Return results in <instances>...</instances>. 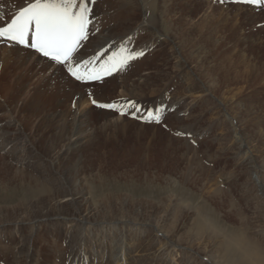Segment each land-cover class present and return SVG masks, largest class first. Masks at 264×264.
I'll list each match as a JSON object with an SVG mask.
<instances>
[{
    "label": "rangeland",
    "instance_id": "1",
    "mask_svg": "<svg viewBox=\"0 0 264 264\" xmlns=\"http://www.w3.org/2000/svg\"><path fill=\"white\" fill-rule=\"evenodd\" d=\"M90 1L98 24L77 50L91 39L109 52L89 67L99 68L110 53L133 57L110 79L86 87L89 82L76 80L64 65L58 68L64 82L52 79L26 51H12L3 66L0 46V222L29 221L47 210L50 218L39 229L35 219L19 228L32 238L31 264H68L78 246L69 239L113 247L109 236L105 240L85 224L81 231L70 223L105 218L113 225L118 213L149 225L139 241L133 240L134 226L122 230L125 249L136 254L127 256L129 263L139 255L159 264L151 259L159 245L155 230L164 235L162 243L172 239L183 248L174 264H241L225 245L218 247L236 241L243 254L255 253L264 262V9L242 0ZM8 2L17 6L24 0H0V6ZM7 17L3 13L0 23ZM182 95L190 103L188 117L166 110L168 101ZM97 99L108 102L93 103ZM116 102L131 109L116 114L109 110L117 105L100 107ZM15 131L20 135L7 145L3 137ZM73 132L78 140L66 145ZM14 143L26 144L24 150ZM23 158L26 164L17 161ZM61 175L66 185L50 181ZM199 225L207 228L200 233ZM11 237L0 231V264L26 258ZM93 245L92 253L103 256ZM106 251L110 256L111 249Z\"/></svg>",
    "mask_w": 264,
    "mask_h": 264
},
{
    "label": "bare ground",
    "instance_id": "2",
    "mask_svg": "<svg viewBox=\"0 0 264 264\" xmlns=\"http://www.w3.org/2000/svg\"><path fill=\"white\" fill-rule=\"evenodd\" d=\"M13 1V0H12ZM137 1V0H136ZM243 1V0H242ZM3 2V1H2ZM10 2V1H9ZM4 3V4H2V6H0V17L3 15V13H7V15H8V17H7V19H6V21L4 22V23H7V22H9L10 20H11V18L21 9V8H23V7H26L29 3H32V2H34V0H29V1H27L26 2V0H24V2L22 3H20L19 5H17V6H15L16 4H14V3ZM79 2H80V0H77V4H79ZM131 2V1H130ZM144 2V1H143ZM245 4L244 5H246L247 7H254V6H252V4L251 3H249L248 2V0H245V1H243ZM16 3V2H15ZM84 3H85V5H86V7H87V9H88V7H89V5H90V3H91V1L90 0H84ZM162 3V2H161ZM1 4V3H0ZM137 4V3H136ZM133 5V4H132ZM158 5H159V3H158ZM243 5V6H244ZM143 6V5H142ZM164 6V5H163ZM263 9H264V7L263 6H261ZM109 9V8H108ZM260 10V9H259ZM141 11V10H140ZM159 11H160V9H159ZM134 12H136V11H134ZM96 13H97V11H96V9L92 6V9L89 11V14H87V16L89 15V17H88V21H89V23H88V27H87V29H86V33H85V35H87L88 33H89V31L91 30V31H93L92 29H95L96 30V27H95V25H97L95 22H94V17H96ZM138 13V12H137ZM5 15V14H4ZM133 15V14H132ZM159 15V14H158ZM6 17V16H5ZM141 17V16H140ZM164 17V16H163ZM99 18V17H98ZM161 18V17H160ZM168 18V17H167ZM2 19H3V17H2ZM101 19V18H100ZM100 19H98L99 21H100ZM124 19H127V18H125L124 17ZM145 19V18H144ZM171 19V18H170ZM166 21H167V19H165ZM189 20V19H188ZM133 21V20H132ZM137 21V20H136ZM125 22V21H124ZM4 23H0V26H3V24ZM130 23H131V21H130ZM141 24H143V23H141ZM152 23H150V25H151ZM99 25H100V22H99ZM146 25H148V23L146 24ZM165 25V24H164ZM133 26V25H132ZM135 26V25H134ZM143 26H145V25H143ZM153 26V25H152ZM151 26V27H152ZM168 27H169V25H167ZM95 27V28H94ZM137 27V26H136ZM135 27V28H136ZM140 27V26H139ZM146 27V26H145ZM125 28V27H124ZM134 28V27H133ZM148 28V27H147ZM97 29H99V28H97ZM151 29V28H150ZM134 30V29H133ZM132 30V31H133ZM169 31H170V28L168 29ZM126 31V30H125ZM163 31V30H162ZM156 32V31H155ZM96 33H97V31H96ZM124 33V32H123ZM156 33H158V32H156ZM149 35V34H148ZM147 35V36H148ZM97 36V35H96ZM103 36V35H102ZM151 36V35H150ZM157 36H158V34H157ZM167 36V35H166ZM169 37V36H168ZM92 38V37H91ZM173 38V37H172ZM90 39V38H89ZM96 41H97V39H95ZM101 40V39H100ZM107 40V39H106ZM174 40H176V39H174ZM82 39L79 41V43H78V46L79 45H81L82 44ZM95 41V42H96ZM150 41V40H149ZM154 41V40H153ZM143 42V41H142ZM148 42V41H147ZM103 43V42H102ZM169 43H171V42H169ZM106 44H108V43H106ZM169 45V44H168ZM177 45V44H176ZM0 46H2L1 48H3V50H5V55H4V64H3V66H5L6 64H9V60H11V58L13 57V55L11 54V52L12 51H15V52H19V51H26L28 54H30V55H32L37 61H41L42 63H43V69H44V72H45V75H48V76H50L52 79H60L61 81H63L64 82V80H63V78H62V76L60 77V73H58V68L59 67H61L62 65H60V64H57L56 62H54V61H51L50 59H48V58H46V57H43V56H41V55H39V54H37L35 51H33V50H31L29 47V49H26L25 47H22V46H19L18 44H16V43H12V42H8V41H4V40H0ZM78 46H77V48H78ZM106 46V45H105ZM172 46V45H171ZM87 48V49H85L86 51H85V53L83 52V53H81L80 52V50L82 49V48ZM173 47H175L174 45H173ZM173 47H172V49H173ZM180 47V46H179ZM81 48V47H80ZM79 48V49H80ZM80 50L78 49L77 51H76V53H74V62H76V63H81V64H83V62L84 61H92V62H95V61H98V60H100L99 58H103V57H106L107 56V53L109 52V49H107L106 47H104L103 46V44L102 45H100L99 43H94V44H92V41H91V39L89 40V43L88 44H84L83 45V47H82ZM153 48V47H152ZM159 49H160V47H159ZM83 50V49H82ZM139 50V49H138ZM169 50H170V48H169ZM193 50V49H192ZM195 50V49H194ZM151 52V51H150ZM178 52V51H177ZM176 52V53H177ZM195 52V51H194ZM198 52V51H197ZM156 53H157V51H156ZM20 55V54H19ZM110 55H112V53H110ZM109 55V56H110ZM170 57V56H169ZM175 57H176V54H175ZM27 58V57H26ZM32 58V57H31ZM33 58V59H34ZM173 58V57H172ZM176 59V58H175ZM180 60H182V59H180ZM179 60V61H180ZM101 61V60H100ZM176 61V60H175ZM96 63V62H95ZM180 63H181V61H180ZM186 63V62H185ZM192 63V62H191ZM178 64H179V62H178ZM184 64V63H183ZM181 66H182V64H181ZM64 67L66 68V66L64 65ZM175 67V66H174ZM173 67V68H174ZM179 67V66H178ZM184 67V66H183ZM176 68V67H175ZM174 68V69H175ZM180 68V67H179ZM41 69V68H40ZM67 69V68H66ZM172 69V68H171ZM188 69V68H187ZM186 70V69H185ZM42 71V70H41ZM159 71H161V70H159ZM173 71V70H172ZM112 72V71H111ZM110 72V73H111ZM175 72V71H174ZM110 73H108V76H106L105 77V79H110L111 77H112V75H110L109 76V74ZM163 73V72H162ZM173 73V72H172ZM177 73V72H176ZM181 73V72H180ZM62 74V73H61ZM170 75V74H169ZM206 75H207V73H206ZM162 76V75H161ZM163 76H164V74H163ZM203 76H205V75H203ZM192 77V76H191ZM207 77H208V75H207ZM163 78V77H162ZM167 78V77H166ZM168 78H170L169 76H168ZM105 79H103V80H105ZM141 79V78H140ZM167 80V79H166ZM194 80V79H193ZM201 80V79H200ZM204 80V79H203ZM206 80H208V79H206ZM69 81V80H68ZM88 81V80H87ZM143 81V80H142ZM147 81V80H146ZM160 81V80H159ZM159 81H158V83H159ZM205 81V80H204ZM102 82V79L100 80V81H96V82H89L88 84H87V86L86 87H90V86H94V85H96V84H99V83H101ZM140 82V81H139ZM57 83V82H56ZM160 83H161V81H160ZM164 83V82H163ZM150 84V83H149ZM149 84H147V85H149ZM78 85V84H77ZM146 85V84H145ZM156 85V84H155ZM162 85V84H161ZM205 85V84H204ZM138 86H139V84H138ZM137 86V87H138ZM202 86V85H201ZM142 87V86H141ZM152 87V86H151ZM203 87V86H202ZM209 87V86H208ZM200 89H201V87H199ZM198 88V89H199ZM82 89V88H81ZM149 89H151V88H149ZM155 89V88H154ZM159 89V88H158ZM208 89V88H207ZM66 90V89H65ZM152 90V89H151ZM138 91V90H137ZM142 91V90H141ZM153 91V90H152ZM155 91V90H154ZM44 92V91H43ZM148 92H149V90H148ZM157 92V91H156ZM155 92V93H156ZM144 93V92H143ZM152 93V92H151ZM150 93V94H151ZM65 94V93H64ZM145 94H147L146 93V91H145ZM153 94V93H152ZM151 94V95H152ZM179 94V93H178ZM186 94H187V92H186ZM83 95V94H82ZM143 95V94H142ZM141 95V96H142ZM155 95V94H154ZM211 95V94H210ZM134 96H136V95H134ZM30 97V96H29ZM94 97V96H93ZM205 97H206V95H205ZM51 98H52V96H51ZM49 99V98H48ZM162 99V98H161ZM160 99V100H161ZM44 100V99H43ZM96 102L97 101H101L102 103H106V102H108V101H103V100H95ZM159 102V101H158ZM157 103V101H155V104ZM115 104V106L117 105V109H111V110H109V111H113L114 113H116V114H120V112L121 111H125L127 108L129 109L130 107H129V105H127V102H116V103H114ZM40 105V104H39ZM82 105H83V102H82ZM104 105H107V104H104ZM136 105V104H135ZM160 106V105H159ZM159 106H157L156 105V107H159ZM83 107H84V105H83ZM189 108H190V103L186 100V96H184V95H182V97H179V98H174V99H172L171 101H168V106L166 107V110L168 111V110H177V109H179V113H181L182 114V112H183V115H186V117H188V110H189ZM131 109V108H130ZM81 110H83V109H81ZM103 110V109H102ZM81 112V111H80ZM83 113V112H82ZM158 114V113H157ZM107 116H108V118L107 117H105V119L106 120H108V121H110L111 119V117H109V116H113L112 115V113H107L106 114ZM80 116V115H79ZM114 120V119H113ZM119 120V119H118ZM114 121H117V120H114ZM116 123V122H115ZM13 124V123H12ZM233 124V123H232ZM17 127V126H16ZM63 129V128H62ZM187 130L186 131H188V128H186ZM236 129V128H235ZM205 130V129H204ZM70 131V130H69ZM185 131V132H186ZM72 132V131H71ZM18 132L17 131H15V132H13V134L12 133H9V132H7V134H10V136H5V137H3V140H6L5 142H6V144L8 145V143L9 142H12V140H14L15 139V137L16 138H18V136L20 135H16ZM72 135L74 136L73 137V139H71L70 137V139H71V141H70V139L69 140H67V142H66V145H68L69 143H71L72 145L75 143V140L77 139L78 140V136H77V134L76 133H72ZM81 135V134H80ZM83 135V134H82ZM15 136V137H14ZM65 137H67L66 135H65ZM236 138V137H235ZM70 141V142H69ZM3 142V141H2ZM1 142V143H2ZM65 142V141H64ZM78 143H80L79 141H78ZM78 143H77V145H78ZM10 144H12V143H10ZM17 144V143H16ZM19 144L20 145H22V144H24L23 142H22V137H21V140L19 141ZM19 144H17V146L18 147H16V145H15V143L13 144V145H15L14 147H16V148H18V150H19V152L20 151H22V150H24V146L26 145H23V146H21V147H19L20 145ZM63 144V143H62ZM62 144H60L61 146H63ZM244 145V144H243ZM6 145H4V147H5ZM74 146V145H73ZM8 147V146H7ZM6 147V148H7ZM11 147V146H10ZM13 147V146H12ZM64 147V146H63ZM241 147V146H240ZM238 148V147H237ZM243 148V147H242ZM241 148V149H242ZM245 148V147H244ZM8 149H10V148H8ZM13 150H14V148H13ZM61 150V149H60ZM238 151H239V149H237ZM247 150V149H246ZM9 151H11V150H9ZM237 151V152H238ZM243 151V150H242ZM248 151V150H247ZM236 152V153H237ZM246 152V151H245ZM235 153V152H234ZM247 153V152H246ZM248 154V153H247ZM246 154V155H247ZM20 155H22V154H20ZM16 156H18V155H16ZM17 161H19L21 164L23 163H25L26 164V160L23 158V159H17ZM30 163V161L28 162V164ZM51 174V173H50ZM51 176V175H50ZM49 176V177H50ZM53 176V175H52ZM55 176V175H54ZM57 177V176H56ZM53 178L52 177V179L50 180V181H58V182H60V183H62V184H67V181H66V178L65 177H63L62 175L60 176V178L59 179H57V178ZM47 178V177H46ZM57 185H58V183H57ZM257 192V191H256ZM255 192V193H256ZM48 195V194H47ZM69 195V194H68ZM68 195L66 196V198L63 200V201H66V200H68L67 199V197H68ZM262 195V194H261ZM69 200H71V199H69ZM72 200H73V202L75 201V196L73 195V198H72ZM45 204V203H44ZM57 205H58V207H61V205H63V206H65V204L63 203H60V202H57ZM46 206V205H45ZM119 207V206H118ZM183 207H180V209H182ZM181 210H179V212H180ZM46 212H47V210L46 211H41L40 212V214L39 215H36L35 217H33L31 220H29V221H25V220H21V219H19V220H12V221H6V222H0V225H2L3 223H7L6 224V226H4V227H1L0 228V231H2V230H6V231H8V232H10L11 233V238H16L17 239V247H18V253L21 255H23V258H24V254H25V259L23 260V262H21V264L23 263V264H31V258H30V256H31V252H32V250H31V243H30V240L32 239V238H30V235L29 234H27V235H23L22 233H20V230H19V228L21 227H23L25 224H27V223H30V222H32L34 219L35 220H37V221H35V223H34V221H33V226H35V227H37L38 229L41 227V224H40V222L41 221H47V219L46 218H50L49 216H47L48 214H46ZM119 212H121L120 210H119ZM181 213V212H180ZM58 215H60L59 213L58 214H55V216H58ZM118 215V218L114 221V224L113 225H109V224H107L106 223V221H105V218H103V219H101V220H98V221H89V220H82V219H72L71 220V223H70V225L72 224L73 226H75V225H77V228L78 229H80L81 231H82V228H81V226L83 225V224H85L89 229H91L92 230V234L95 236V235H97L98 233H100L101 234V238L103 237V239H108L107 237L109 236V239H111L112 241H114V245H113V247H112V245H109L110 247H108L107 246V244L105 243V245H104V243H103V245L101 244L102 242H101V240H99V241H95L96 239H93L94 241H92L93 243H94V245L93 244H89L88 243V241H87V239L85 238V239H83L82 237V239H80V240H83V241H75V240H73V239H69V240H67L68 241V243H69V245L70 246H72V247H74L75 245H77L78 244V246H77V248L75 249V250H71L70 251V253H69V255L70 256H72V258L70 259V262L68 263V264H96V258H97V261H98V263L99 264H111V263H109L108 262V259H111L112 260V262L113 263H115V264H152V263H148V262H145V260L144 259H141L140 258V256L139 255H137V257L135 258V260L133 261V262H128L127 260H128V255H133V256H136V254H131V250L129 249H125L127 246H128V241H126V234L124 235V233L123 232H125V231H122L124 228H127V224H129L131 227L132 226H134L132 229H135L136 230V237H134L133 238V240H135V238H136V240L137 241H139L140 239H141V237H143L145 234H146V231H147V229H148V226L149 225H147L146 223H138V222H134V221H132V220H127V219H125V217L122 215V214H117ZM116 215V216H117ZM43 218V219H42ZM64 218V217H63ZM36 224H37V226H36ZM46 224V223H45ZM61 225V224H60ZM117 225H119V226H117ZM74 228V227H73ZM129 228V227H128ZM127 228V229H128ZM203 228H207V225L206 226H201V225H199L198 227H197V229H201V231H200V233H202V230H203ZM16 229H17V231H16ZM196 229V230H197ZM115 230H117L119 233H121V234H119L118 233V235L116 234V236L115 237H112V235L113 234H115L116 232H115ZM129 230V229H128ZM69 231H71V230H69ZM73 231V230H72ZM100 231H102V232H100ZM129 232V231H128ZM199 232V231H198ZM197 232V234H199ZM208 232V231H207ZM19 233H20V237L18 238V235H19ZM25 233V232H24ZM64 233V232H63ZM68 233V232H67ZM206 233V232H205ZM89 234H90V231H89ZM154 234L156 235V237H158V238H155V240H157V242H158V244L159 245H157V247L152 251V260L153 261H157L159 264H174V261H175V257L178 255L177 254V252L178 251H181L183 248L181 247V246H179L178 244H176V243H174L173 241H172V239L171 240H167L166 238H165V242L164 243H162V239H164V235L162 236V234H160L159 232H156V230L154 231ZM185 234V233H184ZM154 235V236H155ZM67 236V235H66ZM87 236V235H86ZM4 237V236H3ZM125 237V238H124ZM150 237V236H149ZM161 237H163V238H161ZM71 238H72V236H71ZM97 238V237H96ZM210 240L212 239V238H209ZM35 240V239H34ZM97 240H98V238H97ZM154 240V241H155ZM188 240V239H187ZM197 241V240H196ZM111 242V241H110ZM186 242V241H185ZM210 242V241H209ZM12 243V242H11ZM87 243V244H86ZM150 243H151V241H150ZM93 245V247H94V249L96 250V252H97V250L98 249H101V251H100V253L102 252V253H104L103 254V256H97V255H95V254H93L92 252H93V250L91 251V248H88L89 246H92ZM226 246L227 248V250H226V253L228 254L229 253V255L228 256H230L231 258H233V261L235 260V261H237L238 263H241V264H264V262L262 261L263 259H260V258H262V257H259L258 255H256L255 253H253V254H251V253H249V255H245V254H243V249H242V246L240 245V242H238V241H236V242H231V243H223V244H221V245H219L218 247L220 248V246ZM104 246H106L107 248L105 249L104 248ZM132 246V245H131ZM224 246V247H225ZM89 249V250H88ZM107 249H111V255L110 256H108V254L106 253L107 251ZM137 250V249H136ZM215 251H217V250H215ZM91 254H90V253ZM95 252V251H94ZM110 252V251H109ZM212 254H213V252L212 251H210ZM209 252V253H210ZM33 253V252H32ZM184 253V252H183ZM27 254V255H26ZM187 254V253H186ZM226 254V255H227ZM33 256V255H32ZM139 256V257H138ZM150 256V255H149ZM184 256V255H183ZM225 256V255H224ZM179 257V256H178ZM18 258V257H17ZM29 258V262H27V259ZM138 258H140V259H138ZM147 258V257H146ZM190 257L188 256V259H189ZM33 259V258H32ZM218 259V258H217ZM20 260V259H19ZM69 260V259H68ZM94 260H95V262H94ZM125 260V261H124ZM219 260V259H218ZM62 261V260H61ZM221 261V259L219 260V262ZM120 262V263H119ZM19 263H20V261H19ZM235 263V262H234ZM16 264V263H15ZM55 264H56V262H55ZM60 264V263H59Z\"/></svg>",
    "mask_w": 264,
    "mask_h": 264
},
{
    "label": "snow or ice",
    "instance_id": "3",
    "mask_svg": "<svg viewBox=\"0 0 264 264\" xmlns=\"http://www.w3.org/2000/svg\"><path fill=\"white\" fill-rule=\"evenodd\" d=\"M248 2L259 4L261 0ZM87 12L84 0L79 4L77 0H34L0 26V40L30 47L51 61L65 65L76 80H96L101 73H110L133 57L124 56L122 51L112 53L99 68L89 67L92 61L74 62L77 45L85 38L88 27ZM100 107L113 108L115 105ZM156 120L159 122V116Z\"/></svg>",
    "mask_w": 264,
    "mask_h": 264
}]
</instances>
